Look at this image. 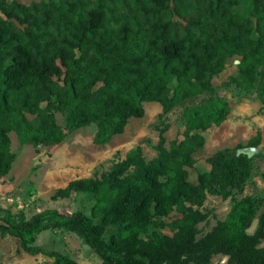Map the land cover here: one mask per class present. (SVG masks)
I'll use <instances>...</instances> for the list:
<instances>
[{"label":"trees","instance_id":"1","mask_svg":"<svg viewBox=\"0 0 264 264\" xmlns=\"http://www.w3.org/2000/svg\"><path fill=\"white\" fill-rule=\"evenodd\" d=\"M0 14V178L14 160L10 131L25 143L56 145L94 122L93 143L105 145L129 119L143 117V103L157 102L165 114L212 94L211 79L235 56L238 76L229 83L254 89L264 110V0H41L28 6L0 0ZM63 75L60 86L55 79ZM52 111L65 112L64 129L50 119ZM229 111L212 97L191 105L183 112L182 141L166 149L161 136L152 161L136 148L100 177L55 192V199L90 195L92 215L47 209L27 219L0 209V232L17 239L24 253L47 256L53 264H78L37 244L54 230L77 236L102 264H210L216 255L228 264H264L258 247L264 210L253 234L247 233L259 200L239 202L218 224L221 233L207 240L196 241L192 226L166 242L141 239L162 228L161 219L180 201L194 203L214 183L238 188L249 178L251 159L224 150L212 158V171L199 175L198 186L188 182L185 168L203 146L199 133L220 125ZM26 113L36 119L29 121ZM260 142L257 133L246 147Z\"/></svg>","mask_w":264,"mask_h":264},{"label":"rangeland","instance_id":"2","mask_svg":"<svg viewBox=\"0 0 264 264\" xmlns=\"http://www.w3.org/2000/svg\"><path fill=\"white\" fill-rule=\"evenodd\" d=\"M8 1L28 6L41 0ZM239 63L240 57L230 58L224 70L211 79L214 89L212 94H201L180 102L165 114L159 103H143V117L129 119L123 132L113 136L105 145L93 143L97 131V124L94 122L66 133L62 142L56 145L25 143L14 131H10L9 151L14 155V160L8 174L0 178V209L22 213L27 219L47 209L57 210L64 215L76 211L92 215L95 213V201L90 195L72 193L67 198L55 199V192L75 180L100 177L136 148L140 149L145 162L152 161L158 155L157 147L161 136L166 149L182 141L185 130L182 116L185 108L212 97L225 101L230 111L220 125H213L199 133L203 146L192 156L194 165L185 168L188 182L198 186L199 175L209 174L212 171V158L224 150H234L235 154L251 159L249 178L238 188L222 189L214 183L194 203L180 201L168 217L161 219L164 225L162 228L149 230L141 239L166 242L178 236L188 226L196 230V241L213 238L221 233V226L218 224H224L235 206L246 198L262 202L256 208L247 229L248 234H253L258 217L264 210V110L254 89H244L229 83L231 78L238 76ZM63 79L64 75L55 81L63 86ZM173 85V82L170 83L169 88ZM100 86L101 84L94 90ZM43 108L42 105L41 109ZM65 115L63 111L48 113L53 123L61 129H64ZM25 116L29 121L36 119V115L26 113ZM257 133L261 135L260 145L246 147L247 142ZM239 145L241 148H238ZM180 208L187 210L186 217ZM37 244L48 251L67 255L78 264H102L101 259L77 236L61 230L39 236ZM258 247L264 249V240ZM0 264H53V259L41 254L24 253L17 239L0 232ZM210 264H228V258L216 255Z\"/></svg>","mask_w":264,"mask_h":264}]
</instances>
